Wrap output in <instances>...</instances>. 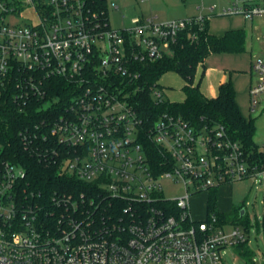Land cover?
Instances as JSON below:
<instances>
[{
    "label": "built area",
    "instance_id": "built-area-1",
    "mask_svg": "<svg viewBox=\"0 0 264 264\" xmlns=\"http://www.w3.org/2000/svg\"><path fill=\"white\" fill-rule=\"evenodd\" d=\"M24 8L34 20L20 25ZM224 13L264 19V0H231ZM205 23L136 16L112 29L107 10L87 0H0V90L19 111L38 115L24 138L55 140L62 172L93 185L90 197L54 196L44 214L25 168L3 159L0 144V264H225L223 251L248 241L240 225L228 231L214 213L194 218L190 201L235 179L264 183V148L250 154L224 124L197 127L171 111L147 128L133 102L137 64L171 53L181 33ZM253 68L254 107L264 93V59ZM56 78L69 83L61 93ZM153 96L166 98L163 88ZM166 180L183 193L167 196ZM98 194L124 202L122 211L107 219Z\"/></svg>",
    "mask_w": 264,
    "mask_h": 264
},
{
    "label": "trees",
    "instance_id": "trees-1",
    "mask_svg": "<svg viewBox=\"0 0 264 264\" xmlns=\"http://www.w3.org/2000/svg\"><path fill=\"white\" fill-rule=\"evenodd\" d=\"M91 9L97 12L107 10L106 0H87ZM244 29H232L225 35L218 37L210 32L208 23L196 24L180 34L178 42L172 48V52L163 57L138 63L137 69L140 77L135 81L137 86L133 95V102L139 113L144 117L145 125L149 128L159 114L171 111L182 115L192 125L222 123L232 139L239 141L245 152L255 154L258 144L254 140L255 125L243 115L236 101L233 85L221 83L219 93L214 97H207L200 89V81L195 83L198 68L204 64L205 59L212 52L234 49H244ZM175 70L188 82L186 86L187 99L183 103H173L165 98L157 102L153 96V90L162 88L159 80L163 73ZM61 93L68 81L62 78L52 80ZM0 90V144L2 157L13 162L20 163L26 171L25 183L30 192H33L34 200L39 202L44 214L53 209L54 196L62 194L86 193L87 197L93 194V185L80 182L64 174L60 167V161L52 156V147H58L55 140L42 137L24 138L23 133L34 128V118H37L34 108L19 111L14 102ZM149 147L156 151V145L147 141ZM155 148V149H154ZM102 192V191H101ZM96 194V193H94ZM218 188L209 191L208 213L216 214L220 224L244 223L251 224L246 212L242 215L240 208H234L229 212H220L217 209ZM101 202L99 210H102L108 219L116 217L122 211L124 202L108 196L98 194ZM90 213L94 208L88 205ZM103 206V207H102ZM102 207V208H101ZM91 208V209H90ZM101 212V211H100ZM247 242L236 245L242 251H247Z\"/></svg>",
    "mask_w": 264,
    "mask_h": 264
},
{
    "label": "rangeland",
    "instance_id": "rangeland-1",
    "mask_svg": "<svg viewBox=\"0 0 264 264\" xmlns=\"http://www.w3.org/2000/svg\"><path fill=\"white\" fill-rule=\"evenodd\" d=\"M231 0H106L107 12L112 29H122L131 25L136 16L151 17L155 21L170 19L205 17L211 33L221 37L232 29H245L247 42L244 49L212 52L198 68L195 83L200 81V89L212 97L219 93L221 83L233 85L236 101L243 115L255 125L254 140L264 148V93L256 106H252L251 88L258 83L260 75L253 68L255 59H264L262 36L264 19H247L242 14H225L224 8ZM118 5V8L114 6ZM33 10L24 8L17 23L32 22ZM258 37V38H257ZM204 70V71H203ZM160 84L166 98L173 103H183L187 99V80L177 71L162 74ZM167 196L177 197L183 187L165 181ZM209 191L193 194L190 201L191 214L196 219H204L208 213ZM244 208L249 217V231L240 223L248 236L247 251L229 246L223 251L225 264H264V183L252 177L228 181L218 187L217 209L229 212L234 208ZM232 222L226 230L232 229Z\"/></svg>",
    "mask_w": 264,
    "mask_h": 264
},
{
    "label": "crops",
    "instance_id": "crops-1",
    "mask_svg": "<svg viewBox=\"0 0 264 264\" xmlns=\"http://www.w3.org/2000/svg\"><path fill=\"white\" fill-rule=\"evenodd\" d=\"M244 34H245V39H244V48H245V43L247 42V31L244 29ZM258 38V37H257ZM260 39H261V37H259L258 38V40L260 41ZM204 71V70H203ZM159 83H160V80H159ZM202 91V90H201ZM203 92V91H202ZM204 93V92H203ZM204 95H206L205 93H204ZM207 97H210V96H208V95H206ZM214 96H216V95H213L212 97H214Z\"/></svg>",
    "mask_w": 264,
    "mask_h": 264
},
{
    "label": "water",
    "instance_id": "water-1",
    "mask_svg": "<svg viewBox=\"0 0 264 264\" xmlns=\"http://www.w3.org/2000/svg\"><path fill=\"white\" fill-rule=\"evenodd\" d=\"M244 213H245V209L242 208V209H241V214L243 215Z\"/></svg>",
    "mask_w": 264,
    "mask_h": 264
}]
</instances>
